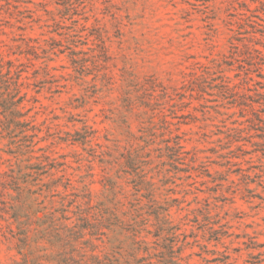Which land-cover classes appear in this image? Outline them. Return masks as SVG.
<instances>
[{
	"label": "rangeland",
	"instance_id": "obj_1",
	"mask_svg": "<svg viewBox=\"0 0 264 264\" xmlns=\"http://www.w3.org/2000/svg\"><path fill=\"white\" fill-rule=\"evenodd\" d=\"M0 60L30 260L264 264V0H0Z\"/></svg>",
	"mask_w": 264,
	"mask_h": 264
},
{
	"label": "trees",
	"instance_id": "obj_2",
	"mask_svg": "<svg viewBox=\"0 0 264 264\" xmlns=\"http://www.w3.org/2000/svg\"><path fill=\"white\" fill-rule=\"evenodd\" d=\"M2 60H0V77L3 75L1 73V69H2V64H1ZM6 75H10V71L8 70ZM15 105V104H13ZM2 107L3 112H5V110L8 109V107H6L5 105H0ZM17 116H22L20 115V113H18L17 111H15ZM19 189V187H17ZM17 190V189H15ZM10 218L13 219L14 223L17 224V226H20L22 224V222L19 220L20 216L19 213H17V211H13L10 215ZM8 222V221H7ZM9 223V222H8ZM7 227V233L2 231V228L0 226V231L2 232V236L6 239V240H16L17 241V252L19 255H21L22 259L21 262L20 261H13V264H41L37 262V259H32L30 260L28 258V255L30 254V251L28 250V241H29V237L26 234V232L24 230L23 233H17L15 232L11 227L10 224L6 225ZM17 233V234H16ZM7 234L9 235V237L7 236ZM58 238H60L58 236ZM50 245L53 246V244L55 243L54 240H49L48 241ZM83 244H88L89 245V249L86 250L85 247H81L80 250L75 249V248H71L69 251L67 252H60L58 254H55V256H50L46 259V262H49V264H122L121 262H119V260L113 256H109L107 254H98L96 253V249L97 246L94 244H89L88 242H84ZM28 251V252H27ZM74 253H76L77 255H74ZM125 264H129V263H125Z\"/></svg>",
	"mask_w": 264,
	"mask_h": 264
}]
</instances>
